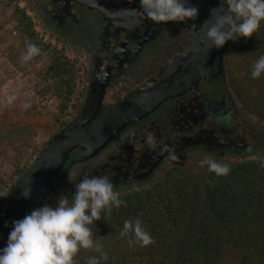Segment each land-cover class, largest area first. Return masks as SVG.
I'll return each instance as SVG.
<instances>
[{"label":"flooded vegetation","instance_id":"obj_1","mask_svg":"<svg viewBox=\"0 0 264 264\" xmlns=\"http://www.w3.org/2000/svg\"><path fill=\"white\" fill-rule=\"evenodd\" d=\"M129 3L121 13L108 14L84 6L65 7L62 2L54 21L47 12L49 26L84 60L85 97L93 82L103 86L105 107L139 98L148 87L164 90L162 101L145 117L127 125L94 158L78 164L83 166L70 193L84 174L107 175L114 190L141 185L150 180L146 179L150 173L153 177L175 160L168 158L169 151L176 158L190 153L235 157L264 152V129L241 110L230 79L228 52L233 41L219 65L212 55L203 57L198 73L191 48L194 36H200L199 19L157 24L144 17L139 2ZM47 5L52 9L51 1ZM146 132L154 133L156 150L134 147ZM63 172L56 177L57 184Z\"/></svg>","mask_w":264,"mask_h":264},{"label":"trees","instance_id":"obj_2","mask_svg":"<svg viewBox=\"0 0 264 264\" xmlns=\"http://www.w3.org/2000/svg\"><path fill=\"white\" fill-rule=\"evenodd\" d=\"M260 55H264V28L231 45L228 69L235 94L264 123V75L250 77L251 65ZM69 63L66 57L55 56L49 73L61 75ZM262 161L226 163L230 168L226 176L207 169H177L147 189L120 194L126 205L92 226L94 238L108 253L102 264H264ZM137 217L154 244L130 246L119 236L123 221ZM93 254L81 250L80 264Z\"/></svg>","mask_w":264,"mask_h":264},{"label":"rangeland","instance_id":"obj_3","mask_svg":"<svg viewBox=\"0 0 264 264\" xmlns=\"http://www.w3.org/2000/svg\"><path fill=\"white\" fill-rule=\"evenodd\" d=\"M45 3L46 0H0V198L20 177L18 171L29 166L47 147L51 137L75 118L85 98L84 60L65 42V37L44 20L40 8ZM260 28H264V22ZM28 43L35 44L40 54L24 63L22 57ZM55 56L70 61L57 76L49 73ZM9 95L16 97L12 104L7 103ZM237 100L241 110L250 114L252 122L264 129V123L244 107L238 97ZM24 103L30 107L23 108ZM206 156L222 164L264 160L263 151L235 157L190 153L165 164L147 182L116 191L125 194L147 189L177 169L192 172L207 169L199 165ZM82 166L68 172L48 204L55 206L61 195H71Z\"/></svg>","mask_w":264,"mask_h":264},{"label":"clouds","instance_id":"obj_4","mask_svg":"<svg viewBox=\"0 0 264 264\" xmlns=\"http://www.w3.org/2000/svg\"><path fill=\"white\" fill-rule=\"evenodd\" d=\"M140 9L146 19L153 23L185 22L198 17V9L190 6L188 0H139ZM264 22V0H220V4L210 10L209 18L200 25V37L208 51L220 49L228 41L250 38L258 34ZM207 26V27H205ZM40 54V49L32 43L26 45L24 63ZM264 75V55H260L251 65L250 77L259 79ZM16 97L9 95L7 103ZM30 104L24 103L27 109ZM135 148L156 150V137L146 132L141 144ZM169 159H175L169 151ZM200 167L216 176H226L230 172L227 164L210 157L199 161ZM264 167V161L261 162ZM24 198H30L31 188L23 189ZM126 205L120 193L107 175L84 174L74 184L71 195H61L55 206L45 203L33 208L22 219L12 222L6 245L0 248V264H80L81 250L93 255L84 258V264L107 262L108 253L99 239L94 238L92 226L102 218L107 219L114 209ZM127 243L146 247L154 244V238L145 230L142 220L137 217L123 221L119 232Z\"/></svg>","mask_w":264,"mask_h":264},{"label":"water","instance_id":"obj_5","mask_svg":"<svg viewBox=\"0 0 264 264\" xmlns=\"http://www.w3.org/2000/svg\"><path fill=\"white\" fill-rule=\"evenodd\" d=\"M46 1L47 4L51 1L52 9L48 10V5L45 3L42 4L40 10L45 14L44 20L48 18L49 13L52 17L51 21H54V15L59 11V3L62 2L65 3V7L84 6L88 10H98L108 14L113 10L121 13L130 7L129 2H139V0ZM188 4L198 9L197 18L203 24L209 18L210 10L219 6L220 0H188ZM202 39L200 36L197 38L194 36L191 48L195 54L194 62L198 60L193 69L198 73L202 58L208 54L218 60L219 65L230 42L228 41L220 49L213 48L208 51L202 43ZM162 91L159 92L154 87H148L141 91L139 98H132L125 103L105 107L102 102L103 86L93 82L75 118L51 137L47 147L38 153L28 168L0 198V248L6 245L14 220L22 219L31 209L49 203V198L57 192L58 185L61 184L72 167L94 158L115 140L127 125L145 117L162 101V98L159 97L162 95ZM62 170L64 172L57 184L56 177ZM151 175L150 173L146 179L149 177L151 179ZM29 187L31 196L26 199L23 197L22 191Z\"/></svg>","mask_w":264,"mask_h":264}]
</instances>
